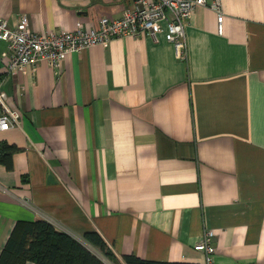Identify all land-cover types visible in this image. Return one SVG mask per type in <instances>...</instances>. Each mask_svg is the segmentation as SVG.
I'll return each mask as SVG.
<instances>
[{"label":"crops","instance_id":"0c3cea01","mask_svg":"<svg viewBox=\"0 0 264 264\" xmlns=\"http://www.w3.org/2000/svg\"><path fill=\"white\" fill-rule=\"evenodd\" d=\"M134 3L0 0V19L91 30ZM221 10L197 6L186 59L160 32L7 70L0 38V84L22 114L0 130L16 148L13 169L0 163V252L18 221L46 219L87 244L100 233L118 258L199 264L212 229L219 264H264V0Z\"/></svg>","mask_w":264,"mask_h":264},{"label":"built area","instance_id":"2783aa9c","mask_svg":"<svg viewBox=\"0 0 264 264\" xmlns=\"http://www.w3.org/2000/svg\"><path fill=\"white\" fill-rule=\"evenodd\" d=\"M199 5H210L219 12L218 20L222 22L221 0H211L210 3L208 0H135L121 17L104 16L99 28L91 30L79 27L60 32H37L27 18H22L15 27H11L7 19H0V38L7 40L9 48L6 68L23 71L42 60L58 67L67 54L98 44L108 45L115 37H137L149 33L157 39L160 32H165L167 40L174 44L178 57L186 59V29ZM8 99V93L0 84V130L22 126L21 112L13 108ZM24 203L34 207L30 200H24ZM213 239L214 231L206 229L201 240L195 244V249L204 253V264H219Z\"/></svg>","mask_w":264,"mask_h":264},{"label":"trees","instance_id":"16d2710c","mask_svg":"<svg viewBox=\"0 0 264 264\" xmlns=\"http://www.w3.org/2000/svg\"><path fill=\"white\" fill-rule=\"evenodd\" d=\"M16 148L0 144V163L13 169ZM86 241L113 264H199L140 258L134 254L118 258L100 233H86ZM109 264L82 241L69 233L57 231L48 220H20L0 252V264Z\"/></svg>","mask_w":264,"mask_h":264},{"label":"rangeland","instance_id":"374dc122","mask_svg":"<svg viewBox=\"0 0 264 264\" xmlns=\"http://www.w3.org/2000/svg\"><path fill=\"white\" fill-rule=\"evenodd\" d=\"M84 243H86L85 241H84ZM87 244V243H86ZM88 246H90L89 244H87ZM90 247H92V246H90ZM95 249V248H94ZM96 250V249H95ZM99 253V252H98ZM99 257H101L102 259H104L107 263H109V264H113V262L111 263L110 262V260L107 258V257H105V256H103V254H100L99 253Z\"/></svg>","mask_w":264,"mask_h":264},{"label":"water","instance_id":"95a60500","mask_svg":"<svg viewBox=\"0 0 264 264\" xmlns=\"http://www.w3.org/2000/svg\"><path fill=\"white\" fill-rule=\"evenodd\" d=\"M54 178H55V176L53 173L49 174V176H48L49 181L54 180ZM96 255L99 256L97 253H96Z\"/></svg>","mask_w":264,"mask_h":264},{"label":"bare ground","instance_id":"6f19581e","mask_svg":"<svg viewBox=\"0 0 264 264\" xmlns=\"http://www.w3.org/2000/svg\"><path fill=\"white\" fill-rule=\"evenodd\" d=\"M91 250V249H90ZM104 260V259H103Z\"/></svg>","mask_w":264,"mask_h":264}]
</instances>
